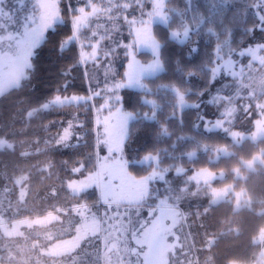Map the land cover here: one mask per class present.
Listing matches in <instances>:
<instances>
[{
	"label": "rangeland",
	"instance_id": "374dc122",
	"mask_svg": "<svg viewBox=\"0 0 264 264\" xmlns=\"http://www.w3.org/2000/svg\"><path fill=\"white\" fill-rule=\"evenodd\" d=\"M68 1L73 11V33L62 46L70 40L72 44L64 51L76 46L88 89L83 94H57L43 105L41 112H61L64 117L49 123L47 132L30 144L27 152L67 150L83 145L88 135L93 146L92 155L88 154L92 170L71 181L70 187L77 195L97 189L99 213L82 211L75 233L49 246L33 242L32 249L39 255L31 259L32 264H64L66 255L80 249L84 258L92 254L88 259L93 264H206L203 251L218 240L212 237L207 246L197 245L195 211L201 220L202 211H210L211 205L227 200L233 212L253 211L254 199L244 187L211 186L223 176L208 169L185 179L178 192L173 188L171 173L181 176L183 168H166L159 153H149L141 156L133 169L127 144L133 123L155 120L170 92L168 86L159 84L173 70L167 68L158 33H169V44L177 52L191 46L192 56L198 57V66L177 70L186 79L182 81L204 80L200 92L203 101L198 105L188 101L183 90L170 88L175 98L169 101H174L178 111L200 108L203 130L231 137L234 150L249 141V152L251 143L264 139V0H247V8L239 16L248 30L239 34L221 32L214 24L218 11L233 0ZM62 11V0L0 2V97L19 87L28 76L38 48L48 33L64 21ZM82 51L90 57L94 54V58L82 60ZM128 91L133 97L127 103L124 93ZM74 96L77 99L73 100ZM144 106L148 108L141 109ZM167 129L164 125L162 133ZM15 146L10 140L0 139V149ZM224 147L221 155H229L228 146ZM263 153L262 150L247 163L249 169L263 163ZM80 161L82 165L74 168L77 173L87 169ZM15 182L19 187L16 202L0 194V264H30L27 245L21 242L26 236L23 229L46 227L57 219L55 215L19 218V207L26 201L30 184L26 175ZM82 205L85 204L76 205L75 211ZM257 212L263 214L264 208ZM242 230L237 226L230 232L239 236ZM97 236L99 240L94 241ZM251 236L259 249L254 261L247 264H264V225L251 230ZM12 238L20 241L11 242ZM121 253L129 259L122 260Z\"/></svg>",
	"mask_w": 264,
	"mask_h": 264
},
{
	"label": "trees",
	"instance_id": "16d2710c",
	"mask_svg": "<svg viewBox=\"0 0 264 264\" xmlns=\"http://www.w3.org/2000/svg\"><path fill=\"white\" fill-rule=\"evenodd\" d=\"M70 4L68 0H62L64 21L48 33L45 41L38 48L28 76L19 87L11 89L0 97V139L10 140L16 145L14 149H0V194L7 201L16 202L19 187L15 179L26 175L30 191L26 201L19 207V218H46L50 215L57 217L46 227L23 229L26 236L21 242L29 246V249L25 246V250L30 264L34 262L31 259H34L38 253L32 249L33 242L38 241L49 246L51 242L68 237L71 232L75 233L81 221L79 215L82 211L91 209L99 213L97 189L77 195L70 187L71 181L92 170L88 154L92 153L93 146L89 142L88 135L83 145L67 150L27 152L31 150L29 145L35 144L39 137L47 132L49 123L59 116L64 117L61 112L57 115L49 111L41 112L43 105L57 94H83L88 89L85 74L78 64L79 55L76 46L62 53L58 51L63 42L73 33L71 22L73 11ZM246 4L247 0H233L230 5L221 8L225 11L221 12V9L218 11V20L214 23L217 29L221 32L232 31L236 34L242 30L247 32L248 27L244 20L243 23L240 21L239 16L240 11L247 8ZM157 37L164 45L163 56L167 68L173 70V73L170 72L164 76L159 84L168 86L166 89L170 92L165 93L167 94L164 97L166 101L161 106L159 114H156L155 120L153 118L136 120L133 123L131 137L127 144L131 168L137 167V161L141 156L159 153L161 164L164 167L184 169V174L181 176H174L171 173L174 179L173 188L178 192H181V185L186 183L185 179L191 178L201 169H208L223 176L211 183L213 187H224L231 184L234 189L246 188L256 203L253 211L233 212V205L229 200L211 205L210 211H202L201 220L198 219L197 211H195V236L197 245L201 247L207 246L212 237L218 240L211 249L203 251L202 256L206 259V264L251 263L255 259V252L259 249L253 244V236L249 237L251 230L255 228L259 230L260 226L264 225V212L263 214L257 212L264 208V153L262 154L263 163H256L253 166L254 169H249L247 163L251 162L262 150L264 151V139L254 144L251 143L249 152L246 151L249 141L234 150L231 137L220 131L210 133L203 130L200 108H188L180 113L174 106V101H169L175 98L171 87L183 90L187 100L192 104L198 105L203 101L200 92L204 80L197 81V78L194 80L197 83H184L186 79L177 71L181 67L190 70L193 65L198 66L195 64L198 62V57L192 56L191 46L185 51L177 52L169 44L171 42L169 33H158ZM124 95H127L125 102L133 97L129 91ZM128 107L135 109L131 105ZM147 108L144 106L141 109ZM36 110L38 112L35 115H30L31 111ZM87 118L90 119V116ZM164 125H167L168 129L162 133ZM224 146H228L229 155H221V149L225 148ZM80 160L84 162L87 169L77 173L74 168L82 165ZM78 204L85 205H82L77 212L75 210ZM123 219L125 221V217ZM118 222L121 224L122 220ZM109 224L108 227L112 228V223L109 222ZM237 226L243 229L241 235L232 236L230 231ZM101 236L102 234L99 237ZM99 237L97 236L94 241H98ZM17 240L20 241L12 238L11 242H17ZM90 248H87V251ZM83 255L82 249L72 255H66L64 264H89L91 260L88 258L92 254L85 258ZM78 256H80L79 261H77ZM120 257L122 260L129 259L125 258L122 253ZM8 262H10L8 264H18V262ZM95 264L100 263L97 261Z\"/></svg>",
	"mask_w": 264,
	"mask_h": 264
},
{
	"label": "snow or ice",
	"instance_id": "6c2138e0",
	"mask_svg": "<svg viewBox=\"0 0 264 264\" xmlns=\"http://www.w3.org/2000/svg\"><path fill=\"white\" fill-rule=\"evenodd\" d=\"M0 2H2V0H0ZM94 10H95V9H94ZM71 44H72V41L70 40V41L67 42L66 45H64V46H62L61 48H59L58 51H60V52L62 53V52L65 50V48H66L68 45H71ZM81 57H82V60L90 59V58H94V54H93L92 57H90V56L88 55V53L82 51V52H81ZM65 74H67V73H65ZM56 99H57V101H59L61 98H60L59 96H57ZM72 99L75 100V99H77V98L74 96V97H72ZM183 100H184V97L181 95V96H180V101L183 102Z\"/></svg>",
	"mask_w": 264,
	"mask_h": 264
}]
</instances>
